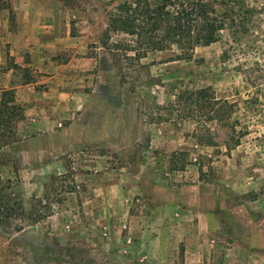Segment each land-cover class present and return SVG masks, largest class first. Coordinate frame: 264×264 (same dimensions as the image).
Returning <instances> with one entry per match:
<instances>
[{
  "label": "rangeland",
  "instance_id": "obj_1",
  "mask_svg": "<svg viewBox=\"0 0 264 264\" xmlns=\"http://www.w3.org/2000/svg\"><path fill=\"white\" fill-rule=\"evenodd\" d=\"M50 1L75 47L19 64L0 0V264H264V0H206L228 25L187 60L110 31L124 0ZM205 87L234 111L197 131L173 103Z\"/></svg>",
  "mask_w": 264,
  "mask_h": 264
},
{
  "label": "trees",
  "instance_id": "obj_2",
  "mask_svg": "<svg viewBox=\"0 0 264 264\" xmlns=\"http://www.w3.org/2000/svg\"><path fill=\"white\" fill-rule=\"evenodd\" d=\"M227 14H219L215 5L206 0H124L111 14L109 30L112 28L110 31L117 30L135 36L139 58L144 57L142 54L148 51L172 50L176 59L187 60L193 58L197 47L219 40L221 32L228 25L230 16ZM231 20L232 23L235 22L234 18ZM141 50L143 53H139ZM15 102L13 91H3L1 103H4L8 112L6 122L14 116L17 121L24 117L22 107ZM173 105L179 107V111L187 118L197 120V131L203 129L200 116L206 122L218 120L227 124L234 111L233 102L227 98H218L207 87L180 91ZM1 121L5 123L3 118ZM228 126L232 135L236 133L235 127H231L229 123ZM246 132L247 130L239 131V139L232 136L235 144H239ZM10 135L11 132L2 135L6 144L16 138L15 135L9 137ZM214 142V137H208V144ZM227 143L231 145L230 141ZM6 208L9 217L12 208L8 205Z\"/></svg>",
  "mask_w": 264,
  "mask_h": 264
},
{
  "label": "crops",
  "instance_id": "obj_3",
  "mask_svg": "<svg viewBox=\"0 0 264 264\" xmlns=\"http://www.w3.org/2000/svg\"><path fill=\"white\" fill-rule=\"evenodd\" d=\"M13 1V14L16 26L12 28L13 16L9 8L6 10V41L10 44L9 47L12 55L16 56V63L22 64L26 53H30L35 60L38 58V55L52 51V47L54 49H74V41L69 45V37H74L63 34L62 29L65 27V22L60 21V16L56 10L57 4L50 0ZM72 59L76 58L73 57ZM82 60L88 63L91 62V58L88 57H84ZM37 62L39 63V58ZM74 62L75 61H73V64H75ZM44 63L45 61L43 64ZM28 85L29 84L17 86L18 100H22L20 98V96L22 97L21 92ZM6 86H8V84H6Z\"/></svg>",
  "mask_w": 264,
  "mask_h": 264
}]
</instances>
